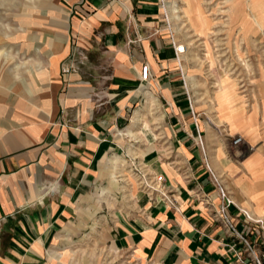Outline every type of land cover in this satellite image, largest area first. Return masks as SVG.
Returning <instances> with one entry per match:
<instances>
[{
  "label": "crops",
  "instance_id": "obj_1",
  "mask_svg": "<svg viewBox=\"0 0 264 264\" xmlns=\"http://www.w3.org/2000/svg\"><path fill=\"white\" fill-rule=\"evenodd\" d=\"M59 1L58 31L47 28L52 34L43 43L25 47L23 68L16 63L9 75L0 55V81L7 77L0 84V264H65L70 238L103 204L116 206L107 228L111 248L141 263L243 264V245L212 219L195 181L204 170L189 138L185 54L177 61L172 37L182 42L166 0ZM68 6L76 44L93 51L95 69L85 74L73 69ZM143 64L151 72L146 81ZM13 80L10 90L5 84ZM129 159L161 174L166 199L130 189L119 200L112 177ZM253 175L248 195L243 186L251 180L241 182L242 210L259 221L252 214L264 212V168Z\"/></svg>",
  "mask_w": 264,
  "mask_h": 264
},
{
  "label": "rangeland",
  "instance_id": "obj_2",
  "mask_svg": "<svg viewBox=\"0 0 264 264\" xmlns=\"http://www.w3.org/2000/svg\"><path fill=\"white\" fill-rule=\"evenodd\" d=\"M166 2L173 35L186 45L182 67L189 86L186 96L193 124L188 130L192 132L189 138L200 152L204 170L199 178H195L200 191L205 194L203 204L212 219L223 225L236 242L240 241L243 246L238 250L243 251L245 239L253 249L264 252V212L251 213L259 221L251 220L242 210L243 206L247 207V200L241 190V182L251 180L252 183L245 182L243 186L248 195L246 188L256 182L254 169L264 168V0ZM64 4L59 0H0V55L5 58L3 68L8 69L9 75L15 74L16 63L21 65L18 69L28 63L29 56L24 52L27 45L43 43L46 34H52L46 33L47 28L58 31L57 14ZM72 11L68 6L66 33L69 32L70 47L76 55L73 69L85 74V70L95 69L92 63L89 64L93 51L76 44L80 39L73 33L76 28H72ZM162 15L166 20L164 12ZM32 49L34 52L39 50L38 46ZM18 72L22 73L21 70ZM6 80L3 75L0 84ZM103 83L98 82V85ZM5 86L16 89L15 80ZM20 93L24 92L21 90ZM123 170V174L112 177L120 191L114 192L121 195L119 200L126 194L130 197V189L150 197L160 194L166 199L161 174L154 175L135 159H129ZM221 190L230 198L228 201ZM232 196L239 207L230 203ZM115 207L114 204L111 207L98 205L94 214L91 211L89 225L86 214L80 233L67 243L65 264H147L111 248L107 228L112 225ZM254 207L256 209V204Z\"/></svg>",
  "mask_w": 264,
  "mask_h": 264
},
{
  "label": "built area",
  "instance_id": "obj_3",
  "mask_svg": "<svg viewBox=\"0 0 264 264\" xmlns=\"http://www.w3.org/2000/svg\"><path fill=\"white\" fill-rule=\"evenodd\" d=\"M169 32L170 29H169ZM171 36V33H170ZM172 45H173V50L175 52L176 55V59L177 61L180 60V56L185 54V50H186V45L185 43H176L173 40L172 37ZM68 68L65 67L63 68L64 71H66ZM141 79H143L144 81L148 80L151 77V72H150V68L148 67L147 64H143L141 66ZM235 141H239V139H235ZM221 192L223 193V197L226 198V200L228 201V198L226 197V194L221 190ZM223 217L225 218V221L227 222L228 219L225 215V211H223ZM244 244L245 247L243 249L242 252H244V254H246L247 258V262H245V258H243V256L241 254H239L238 259L240 260V262H243V264H264V252H258L255 249L252 248V246H250V244L247 242V240L244 239Z\"/></svg>",
  "mask_w": 264,
  "mask_h": 264
},
{
  "label": "bare ground",
  "instance_id": "obj_4",
  "mask_svg": "<svg viewBox=\"0 0 264 264\" xmlns=\"http://www.w3.org/2000/svg\"><path fill=\"white\" fill-rule=\"evenodd\" d=\"M40 6V5H39ZM165 9H166V5H165ZM169 21V20H168ZM224 92H226V91H224Z\"/></svg>",
  "mask_w": 264,
  "mask_h": 264
}]
</instances>
